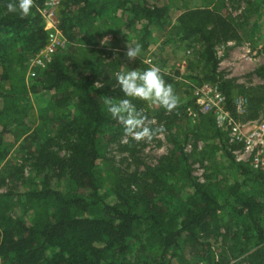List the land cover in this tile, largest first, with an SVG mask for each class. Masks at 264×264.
Returning <instances> with one entry per match:
<instances>
[{"label": "trees", "instance_id": "1", "mask_svg": "<svg viewBox=\"0 0 264 264\" xmlns=\"http://www.w3.org/2000/svg\"><path fill=\"white\" fill-rule=\"evenodd\" d=\"M159 1L64 0L56 14L64 46L31 66V59L48 42L37 11L44 0H34L25 17L7 13L10 0H0V166L14 145L7 135L13 126L23 124L17 138L22 136L21 142L31 148L38 168L33 187L0 192V264H186L185 254L208 255L209 263L221 264L208 253L212 244L202 239L221 227L224 232L219 234L231 254L246 255L248 264H264V171L234 161L210 114L207 125L217 144L209 155L224 153L227 174H220L219 166L211 162L205 181H197L183 145L172 138L169 154L148 169L150 183L136 192L114 189L108 199L98 172L99 136L107 132L111 139L124 126L107 113L87 52L82 50L83 57L65 53H77L78 44L90 46L91 38H99L104 27L115 24L139 25L146 47L150 28L171 22L169 6L175 1ZM111 5L117 16L110 21L97 16ZM177 29L182 40L201 45L200 59L208 73L203 80L218 81L214 48L238 38L236 25L214 8L188 7L178 15ZM256 72L264 80V66ZM218 82L231 114L239 116L235 101L244 96L246 113L239 118L258 117L264 83L234 95L230 81ZM29 94L43 99V124L32 130L23 122ZM55 140L65 142V156L51 153ZM16 174L15 182L22 177V168ZM62 177L67 180L65 189L53 183ZM18 207L28 212L27 221L14 215Z\"/></svg>", "mask_w": 264, "mask_h": 264}, {"label": "rangeland", "instance_id": "2", "mask_svg": "<svg viewBox=\"0 0 264 264\" xmlns=\"http://www.w3.org/2000/svg\"><path fill=\"white\" fill-rule=\"evenodd\" d=\"M174 1L169 6L171 22L164 23L163 26H152L145 41L146 47L140 40L142 32L139 25L125 27L122 24H115L110 28L104 27L102 30L104 32L99 38H91L90 46L78 44L75 50L79 55L71 50L65 53L72 57H83V51L87 52L92 66L95 67L96 82L99 81L104 85L99 88L104 99L118 101L125 98L115 82L116 73L131 69L144 70L151 65L161 68L164 80L172 85L175 94L179 97L177 107L171 111L151 102L130 98L146 117L145 125L160 129L150 140L136 141L127 137V142H122L124 131L116 133L111 139L107 138V132L99 136L101 158L98 172L105 182L110 200L114 189L136 192L150 183L151 179L146 175L148 169L158 166L169 154L173 148L172 138L183 145L189 156L192 176L197 181L201 176L204 179L203 182L205 181L206 165L211 162L219 166L220 174H227L230 171L229 167L224 166L226 164L224 153L219 151L216 156L209 155L211 146L217 144V137L214 135L212 126L207 125V114L194 116L190 113L196 108L193 103V92L202 83L207 82L203 78L208 73L200 59L201 45L195 40L180 38L177 17L181 11L188 7H211L224 14L236 25L238 38L221 42L214 48L218 59L217 79L220 82L230 81L234 95L249 92L264 83L256 72L259 67L264 66V0ZM159 3H167V0H160ZM107 10V13H99L97 16L109 21L111 17L117 16V11L112 8V5ZM108 29L111 30L107 31ZM105 37L108 38V42L102 45L101 40ZM137 44L141 47L140 57L130 61L125 55L127 46ZM65 63L67 65L71 63L69 58H66ZM218 81L213 83L219 85ZM24 102L27 114L23 121L24 126L31 130L38 128L43 124L40 118L43 99L29 94ZM263 112L264 104L258 111V115ZM22 129L23 124H19L18 128L13 126L6 137L9 141H13L14 145L0 166L2 180L0 192L22 191L33 187L37 181L38 168L30 152L31 148L27 147V143L21 142L22 136L17 138L18 133H22ZM40 133L43 134V130ZM49 148L57 157L65 156L67 153L64 141L55 140L50 143ZM19 168H22V177L15 182L12 177L17 178L16 169ZM229 177H232V173ZM53 180L55 185L65 189L67 185L65 177ZM14 215L25 221L29 217L28 212L19 207L14 210ZM223 232L221 227L202 236V239L209 241L213 246L208 253H214L215 261L220 259L221 264H248L246 255L231 254L229 245L223 243L219 234ZM184 257L186 264H211L207 259L208 255L199 258L185 254Z\"/></svg>", "mask_w": 264, "mask_h": 264}, {"label": "built area", "instance_id": "3", "mask_svg": "<svg viewBox=\"0 0 264 264\" xmlns=\"http://www.w3.org/2000/svg\"><path fill=\"white\" fill-rule=\"evenodd\" d=\"M64 0H44L37 11L48 32V42L31 59L30 65H38L50 59L51 55L63 47L65 39L58 30L57 10ZM230 43V42H229ZM29 65V66H30ZM196 108L190 113L212 115L215 125L222 133L228 151L237 163L248 165L254 171H264V112L257 118H239L246 113L247 98L239 96L236 101L235 117L226 108L225 94L218 83L204 82L193 92ZM202 176L199 182H203Z\"/></svg>", "mask_w": 264, "mask_h": 264}, {"label": "clouds", "instance_id": "4", "mask_svg": "<svg viewBox=\"0 0 264 264\" xmlns=\"http://www.w3.org/2000/svg\"><path fill=\"white\" fill-rule=\"evenodd\" d=\"M33 6L34 0H10L5 5L7 13L18 14L21 17L28 16ZM107 42V37L101 40L102 45L107 44ZM140 53V45H128L125 55L131 61L139 58ZM115 82L119 85L125 98L118 101L105 99L104 104L107 113L124 126L122 142H127V137H131L136 141L152 139L160 129L145 125L146 117L137 109L132 99L151 102L168 111L177 107L179 97L175 94L172 85L164 80L161 68L151 65L144 70L121 71L115 74ZM95 86L96 88H102L104 85L98 81Z\"/></svg>", "mask_w": 264, "mask_h": 264}]
</instances>
